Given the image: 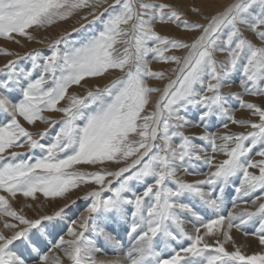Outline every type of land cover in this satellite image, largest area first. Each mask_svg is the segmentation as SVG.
Instances as JSON below:
<instances>
[{
    "label": "snow or ice",
    "instance_id": "6c2138e0",
    "mask_svg": "<svg viewBox=\"0 0 264 264\" xmlns=\"http://www.w3.org/2000/svg\"><path fill=\"white\" fill-rule=\"evenodd\" d=\"M203 8L195 0H0V39L17 44L73 17L87 22L52 40L47 55L0 49L16 57L0 68V264H264V106L244 99L264 97V0H233L210 15ZM151 61L168 67L153 70ZM112 72L120 75L109 83H89ZM236 84L239 92L222 91ZM237 110L256 119H237ZM18 118L48 127L33 133ZM229 186L233 209L250 202L255 210L225 215ZM74 190L83 195L71 199ZM81 200L79 215L68 216ZM25 207L41 211L28 216ZM233 229L257 250L248 253ZM99 240L112 245L111 258L97 259Z\"/></svg>",
    "mask_w": 264,
    "mask_h": 264
},
{
    "label": "rangeland",
    "instance_id": "374dc122",
    "mask_svg": "<svg viewBox=\"0 0 264 264\" xmlns=\"http://www.w3.org/2000/svg\"><path fill=\"white\" fill-rule=\"evenodd\" d=\"M108 3H112V0H108ZM204 11H205V13L210 15V14H212L213 12H215L217 10L208 11V12L206 10H204ZM189 18L190 19H198V17H194V16H190ZM89 19H91V17H89ZM81 23H85L86 24L87 22L83 21V20H80L78 17H73V18H71V19H69V20H67L65 22H60L57 25L48 28L47 30H41V31L33 32V35H34L35 39L32 42H29L26 39H24L22 37H18V36L16 37V39L20 40L19 44H16L14 41H7V40L4 41L3 39H0V49H6V50L11 51L13 53H18L21 56H23L25 53L30 52L32 50H40L42 52V54L47 55L48 54V45L52 42V40L58 38L59 36L63 35L66 32H71L72 28L79 27V25ZM95 28H97V29L100 28V23L99 22L96 23ZM157 30L161 34L178 36L179 38H182V39H184L186 41H190V39H191V35L190 34L179 32L172 26H166V27L157 26ZM245 35L249 39H253V36L251 34L245 33ZM72 38L76 39V38H78V36L76 34H74ZM40 39L43 40V43H37L36 42V40H40ZM253 42L257 43V45L259 46V42L258 41L253 40ZM175 54L179 55L180 53L177 52ZM15 58H16L15 56H6V55L0 54V68H2L4 66V64L7 63V61L9 59H15ZM217 58L218 59H223L224 58L223 54H218ZM21 66L22 67H28L29 66V62L28 61H21ZM149 67H151L153 70H162L163 68H167L168 65H165L163 63H158L156 61H151L150 64H149ZM36 75H38V73H36ZM119 75H120L119 72H112L106 78L99 79V80H92V81H89V83H92V84L99 83L102 86V85H104L106 83H109L112 79L116 78ZM149 83L150 84H155L156 82L155 81H149ZM157 86H162V85H157ZM70 91H75V92H77L80 95L84 94V90L76 88V87H74ZM222 91L225 92V93H232V92H239L240 89H239L238 84H236V85H234L231 88H224V89H222ZM14 98H15V96H14ZM244 99L246 101L255 102V103L259 104V105L264 106V97H248V96H245ZM154 100H155V96H153V101ZM232 103L233 104H237L236 101H232ZM63 104H64V102H61L60 106H63ZM234 114H235L237 119H244V118L256 119L254 117H250V114L246 110H237V111H235ZM44 115L48 116L50 119L59 120L61 118L62 114L45 112ZM6 119H7L6 116L3 113H0V124L6 122ZM18 119H20L22 125L25 128H27L30 132H33V133H36V132H39V131H44L45 128L48 127V125L43 124V123H41L39 121H37L35 123V125L30 126L25 121H23L22 118H18ZM57 129H58V125L56 127L52 128L49 131L48 135L44 138L43 142H45V143L50 142L52 137L55 135V131ZM211 130L213 132H216V133L218 132L217 134H222L225 131L223 128L218 127L217 126V122H215V121L213 122V126H212ZM229 130L232 131V132L245 131V129L237 127V126L232 125V124H229ZM203 131H204L203 128H188V129L185 130V134L186 135H192V136H199V135H201L203 133ZM34 138H37V137L34 136ZM196 142L197 143H202L201 141H196ZM12 151H15V152H18V153H28L29 149L27 147H24V148H13V149H9L8 150V152H12ZM35 155H37V156L40 155L39 150H35ZM24 158L27 159V156H25ZM223 158L224 157H222V156H217V160H220V159H223ZM254 159H259V157H254ZM204 170L207 171V169H204ZM250 171H253V170L250 169ZM202 178H203L202 176L201 177H186V179H189V180L202 179ZM228 194H229V196H230V194L234 195V193L232 192L231 186H229L226 189L227 200H226V206H225V209H224V214H226V215H227L228 211L233 209L231 207V205H232L231 204V199L229 200ZM82 195H83L82 192H78V191L74 190L70 194V198L71 199H76L77 197L82 196ZM245 199L250 201V198H245ZM62 202L64 203V201L58 200L56 202H51V203L46 204L43 207V209H42L43 213L51 212V211L55 210L57 207L62 205ZM259 202L260 201H258L257 204ZM238 204H240V206H241L240 207V211L238 209V212H241V211H243L245 209H247L249 211H254L255 210V206H253L250 202L249 203L240 202ZM24 205H25V201L23 200V198L22 197H18L17 198V202L13 204V207L18 209V208H20L21 206H24ZM82 205H83V201L82 200L78 201V204L73 208L72 212L68 213V216H70L72 218H76V216L79 215L80 211L83 210ZM36 211H41V209L37 208V210L35 209V211H34L33 209H29L28 210L25 207V214L28 215V216H33ZM73 213H75V215H73ZM246 226L250 227V229H251L250 231H253L255 229V227L258 226V222L257 221H253V222H250ZM120 230H121L120 235L122 237H124V242L126 241L125 244H126V246H128V238L124 234L123 230L122 229H120ZM233 232H236L235 229H233ZM233 234L234 233H232V235ZM239 234L242 235V233H239ZM233 236H234V238H235V240H236V242L238 244L250 245L249 243L244 242L243 239H241L240 237H237L235 235H233ZM106 244L108 246L112 247L111 244H109V243H106ZM245 250L248 253H251V252L257 250V243H256V245L252 246L251 248H250V246H248Z\"/></svg>",
    "mask_w": 264,
    "mask_h": 264
},
{
    "label": "bare ground",
    "instance_id": "6f19581e",
    "mask_svg": "<svg viewBox=\"0 0 264 264\" xmlns=\"http://www.w3.org/2000/svg\"><path fill=\"white\" fill-rule=\"evenodd\" d=\"M195 2L196 3H198V4H200V5H202V6H204V8H203V10H206L207 12L208 11H215V10H220L222 7H224V5H227V4H229V3H231V2H233L232 0H195ZM207 5H211V7H208ZM163 31V30H162ZM5 41V40H4ZM27 42V41H26ZM13 43V42H12ZM17 44V43H16ZM18 46V45H17ZM11 47V46H10ZM4 57V56H3ZM164 69V68H163ZM240 113V112H239ZM217 129V128H216ZM218 133V132H217ZM231 196H233V194H230V196H229V194H228V197H229V200L231 199ZM60 204V203H59ZM62 204H63V202H62ZM17 205V204H16ZM231 205V204H230ZM61 206V205H60ZM231 207H232V205H231ZM230 207V208H231ZM240 204H237V207L235 208V209H231V211H235V212H238V209H239V211H240ZM26 209H28L27 207H26ZM29 210V209H28ZM37 210V209H36ZM46 213H49V212H46ZM226 215V214H225ZM78 216V215H77ZM246 228H247V230L248 231H250L251 229H250V227H247V226H245ZM254 228V227H253ZM118 232H119V238L120 239H122L123 240V243H124V248H125V250H126V248H127V246H126V244H125V242H124V237H122L121 235H120V232H121V230L120 229H118L117 230ZM232 233H234L233 235H235V236H237V237H240L241 239H243V241L244 242H246V243H249L250 245V248L252 247V246H254V245H256V241L252 238V237H247V238H245V237H243V234L242 235H240L239 233H237V232H233L232 231ZM98 243L100 244V246L102 247V249H103V251L101 252V253H99L98 255H97V259H107V258H111L114 254H115V251H114V249H113V247H110V246H108L103 240H99L98 241ZM172 246H178V245H176L174 242H173V245ZM46 250V249H45ZM105 254H107V255H105ZM163 255H168V253L167 252H164V253H162ZM30 264H31V262H30ZM65 264H67V262H65Z\"/></svg>",
    "mask_w": 264,
    "mask_h": 264
}]
</instances>
